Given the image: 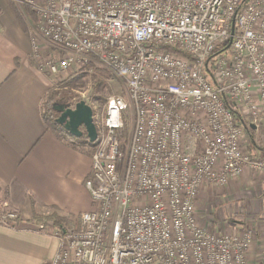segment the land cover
I'll use <instances>...</instances> for the list:
<instances>
[{"label":"built area","instance_id":"2783aa9c","mask_svg":"<svg viewBox=\"0 0 264 264\" xmlns=\"http://www.w3.org/2000/svg\"><path fill=\"white\" fill-rule=\"evenodd\" d=\"M9 1L31 14L39 71L95 66L125 89L92 113V208L52 229L48 264H248L255 234L213 231L198 203L246 167L264 173L242 146L264 117V0ZM1 207L0 225L18 219Z\"/></svg>","mask_w":264,"mask_h":264},{"label":"crops","instance_id":"0c3cea01","mask_svg":"<svg viewBox=\"0 0 264 264\" xmlns=\"http://www.w3.org/2000/svg\"><path fill=\"white\" fill-rule=\"evenodd\" d=\"M31 54L29 35L9 4L0 0V206L20 216L7 226L0 225V264L52 260L57 239L47 223L27 222L32 212L54 211L65 220L77 219L92 208L84 186L90 175V155L63 144L47 129L42 101L54 80L37 70ZM254 144L249 146L250 161L264 160V145ZM212 195L220 206L208 216L211 229L234 234L255 231L248 264H264V173L246 167L222 188L203 187L199 196L203 212L207 203L210 209ZM232 215L241 221L231 219ZM227 216L229 222H225Z\"/></svg>","mask_w":264,"mask_h":264},{"label":"rangeland","instance_id":"374dc122","mask_svg":"<svg viewBox=\"0 0 264 264\" xmlns=\"http://www.w3.org/2000/svg\"><path fill=\"white\" fill-rule=\"evenodd\" d=\"M4 1H6L9 4V6L11 7V10L13 8L14 12L16 13V16L19 18L18 22H20L23 25L24 31L27 32V34L29 35L30 26L28 24V21L29 19H31L30 12L25 7L21 8L20 6L12 3L9 0H4ZM41 47H42V51L40 53V57L42 60H45L47 57L51 56L52 52H51V49L47 46L43 45ZM41 73L44 74L43 72ZM45 75L48 78L50 77L47 74ZM52 80H54L53 87L50 89V91H48L46 97L42 101V115L46 112V116H48L47 117L48 121L45 120L46 126L51 125L50 122L52 119L56 120L58 118L57 113L55 112L50 113L49 110L47 111V109H49V107H51L52 104L60 105L64 107L67 106V108L73 109L77 103L84 102L86 105H88L92 109V113H94L97 116V118H100V116L103 114L107 99H109L112 96H124L125 94L124 86L118 79L112 77L108 72L101 70L95 66L94 67L84 66L80 68L79 70L76 68H71L63 75L52 77ZM51 92L59 93V95L55 97L53 103H49V101L46 100L47 96L51 94ZM258 126L260 127V130L257 133L248 134L246 131L245 138L242 140L243 147L247 146L248 142H250L249 146L251 145L252 142L255 143L254 145H257L258 147H260V145H264V122L263 120L260 123H258ZM60 129L63 130L61 127ZM128 130H129V125L127 124V126L125 127L126 133L128 132ZM80 131H82L84 134L83 127L80 128ZM58 133L63 135L61 131ZM249 136H251L252 139H250ZM81 141L82 142L87 141L85 134L82 136ZM249 146H247L246 152L249 151ZM78 149L83 150V148H80V147H78ZM208 204L209 203L205 205L206 212L205 211L203 212V209H200V206L198 205L199 215L201 218L200 221L202 222H207L208 216L209 218L210 216H213L210 214V212L214 213L220 206L219 201L214 195L211 196L210 209L208 207ZM1 208L4 211H9V212L13 211L7 207H1ZM207 208L209 210H207ZM13 212H16V211H13ZM16 214L18 215L17 212ZM228 217L229 216L225 218L226 220L225 222H229L231 219L241 221L240 220L241 218H238L237 215L236 217L232 215L231 219H229ZM19 219H20V216L18 215L17 220ZM62 225L65 226L64 228H73L77 225V219L65 218V221L63 222ZM225 230L226 229L222 231L220 230L219 233L220 234L233 233V230H228V229L226 231ZM244 231L246 230H242V232ZM252 232L255 234V238H256V232L255 231H252ZM236 234H239V233H236Z\"/></svg>","mask_w":264,"mask_h":264},{"label":"water","instance_id":"95a60500","mask_svg":"<svg viewBox=\"0 0 264 264\" xmlns=\"http://www.w3.org/2000/svg\"><path fill=\"white\" fill-rule=\"evenodd\" d=\"M53 109L60 114L55 120L64 132L77 139L82 138L85 134L89 144H94L96 141V129L92 120V109L84 102L77 103L73 109L66 108L60 105H54ZM84 128V134L80 128ZM251 129H255L251 126Z\"/></svg>","mask_w":264,"mask_h":264},{"label":"trees","instance_id":"16d2710c","mask_svg":"<svg viewBox=\"0 0 264 264\" xmlns=\"http://www.w3.org/2000/svg\"><path fill=\"white\" fill-rule=\"evenodd\" d=\"M11 8V7H10ZM12 12H13V15L14 17L16 18L17 22L19 21V18L16 16V13L14 12L13 8H12ZM18 24L22 27V29L24 30V27L23 25L18 22ZM59 95V93H56V92H51V94H49L47 96V101H49V103H53L54 102V99L55 97H57ZM55 104H52L51 107H49V109H47V111L49 110V112H55L54 109H53V106ZM67 107V106H66ZM44 108V107H43ZM56 113V112H55ZM48 116H46V112L43 114V118L44 120H47ZM51 117V116H50ZM243 122V125L246 126V122L245 121H242ZM51 125H48L46 126L48 130H50L54 136L60 141L62 142L63 144L69 146L70 148H73V149H78V147L80 148H83V152L85 154H88V155H91L92 152H93V145L89 144L88 141H84L82 142L81 141V138L77 139L75 137H72L70 135H68L66 132H64L63 130L60 129V126L58 124H56L55 120L52 119L51 120ZM57 131V132H56ZM62 132L63 135H61L60 133L58 132ZM246 131L248 133H252V129L251 128H247L246 126ZM18 221V220H17ZM65 220L62 218V217H59V215L57 213H55L54 211H52L50 214L48 215H40V214H36L35 212L28 217L27 219V222L28 223H31V224H41V223H47V222H52L53 223V228H63L65 226H63V222Z\"/></svg>","mask_w":264,"mask_h":264},{"label":"flooded vegetation","instance_id":"af4514ba","mask_svg":"<svg viewBox=\"0 0 264 264\" xmlns=\"http://www.w3.org/2000/svg\"><path fill=\"white\" fill-rule=\"evenodd\" d=\"M67 108V107H66ZM58 114V113H57ZM60 114H58V117H59Z\"/></svg>","mask_w":264,"mask_h":264}]
</instances>
